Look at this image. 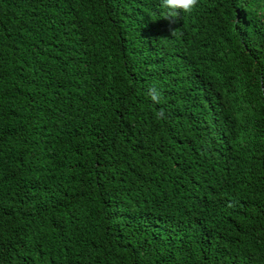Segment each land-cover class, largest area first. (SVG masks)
<instances>
[{
  "label": "trees",
  "instance_id": "trees-1",
  "mask_svg": "<svg viewBox=\"0 0 264 264\" xmlns=\"http://www.w3.org/2000/svg\"><path fill=\"white\" fill-rule=\"evenodd\" d=\"M167 11L0 0V264H264V0Z\"/></svg>",
  "mask_w": 264,
  "mask_h": 264
},
{
  "label": "clouds",
  "instance_id": "clouds-1",
  "mask_svg": "<svg viewBox=\"0 0 264 264\" xmlns=\"http://www.w3.org/2000/svg\"><path fill=\"white\" fill-rule=\"evenodd\" d=\"M197 3L198 0H160L161 8L168 10L163 15L165 19L181 18V13L190 14ZM171 35H176V29L171 32ZM149 96L154 102H159L160 94L155 88L149 89Z\"/></svg>",
  "mask_w": 264,
  "mask_h": 264
}]
</instances>
